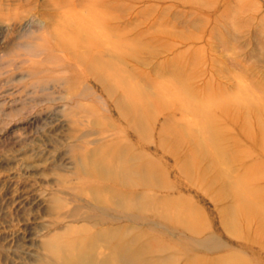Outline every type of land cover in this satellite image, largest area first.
Wrapping results in <instances>:
<instances>
[{"label": "rangeland", "instance_id": "374dc122", "mask_svg": "<svg viewBox=\"0 0 264 264\" xmlns=\"http://www.w3.org/2000/svg\"><path fill=\"white\" fill-rule=\"evenodd\" d=\"M50 1L0 0V264H55L46 246L88 230L96 237L116 233L131 241L132 250L150 244L155 248L150 259L162 264L199 257L264 264V240L254 239V231H246L248 239L226 231L221 217L226 204L191 183L169 149L157 146L167 113L155 115L152 141L133 150L121 146L133 188L111 189L116 205L108 212L95 206L82 174L86 158L111 143L109 126L121 129L124 123L115 98L84 67L50 47L57 13ZM122 3L113 24L130 38L149 33L139 39L145 46L139 59L149 77H183L202 89L204 99L234 89L264 100V0ZM121 136L137 143L133 133ZM135 155L146 158L141 162ZM253 158L264 160V153ZM140 162L145 174L137 171ZM174 209L185 212L197 230L173 224ZM96 244L105 252L104 236Z\"/></svg>", "mask_w": 264, "mask_h": 264}, {"label": "bare ground", "instance_id": "6f19581e", "mask_svg": "<svg viewBox=\"0 0 264 264\" xmlns=\"http://www.w3.org/2000/svg\"><path fill=\"white\" fill-rule=\"evenodd\" d=\"M123 1H50L57 11L52 28L55 40L49 43L50 47L84 67L86 73L115 98L119 118L124 123L121 129L112 125L106 129L107 138H112L111 143L103 147L97 157L85 156L88 161L82 174L88 184L86 188L93 192V203L108 212L110 205L114 204L109 194L111 189L132 187L129 182L132 171L124 166L126 163L122 164L121 146L124 144L133 150L152 141L151 133H156L155 115L167 113L169 122L157 132V146L169 149L167 151L173 155L176 166L191 183L213 195L218 203L226 204L221 210L226 231L242 239H248L246 231H254V239L264 240V186L261 183L264 180V160L253 158L255 154L264 153V100H252L239 90L224 91L223 88L221 94L214 92L213 97L209 95L204 99L202 89L182 82L183 77L165 80L149 77L144 73L145 61L139 59L145 47L139 39L149 33L141 31L136 38H130L122 27L113 24ZM131 61L135 66L133 69L128 68ZM177 113L180 118L176 117ZM121 133H133L137 143L122 139ZM143 157L146 158L142 155L134 158L142 162ZM141 162L137 171L145 174ZM150 183L151 186L154 184ZM172 211L170 220L173 224H180L193 232L197 230L185 212ZM103 221L106 224L108 219ZM113 234L109 230L103 232L105 252L102 253L98 251L99 243L96 244L97 238L102 237H96L89 230L83 237L76 236L61 244L55 240L46 247L55 264L163 263L150 259L155 253L150 244L144 243L138 250H132L131 241ZM201 263L235 264L231 258L209 260L201 257L188 264Z\"/></svg>", "mask_w": 264, "mask_h": 264}]
</instances>
